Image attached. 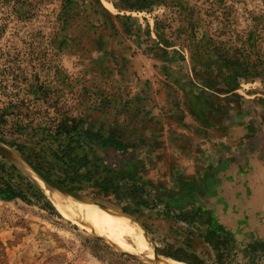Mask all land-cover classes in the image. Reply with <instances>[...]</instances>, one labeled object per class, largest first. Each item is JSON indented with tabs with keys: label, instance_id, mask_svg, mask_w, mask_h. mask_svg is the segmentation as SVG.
Returning a JSON list of instances; mask_svg holds the SVG:
<instances>
[{
	"label": "rangeland",
	"instance_id": "1",
	"mask_svg": "<svg viewBox=\"0 0 264 264\" xmlns=\"http://www.w3.org/2000/svg\"><path fill=\"white\" fill-rule=\"evenodd\" d=\"M167 1L147 12L124 0H0V100L113 133L121 147L73 144L87 159L79 190L56 182L64 166L48 149L58 172H39L130 221L141 253L264 264V0ZM15 166L41 198L0 197V264H147Z\"/></svg>",
	"mask_w": 264,
	"mask_h": 264
},
{
	"label": "trees",
	"instance_id": "2",
	"mask_svg": "<svg viewBox=\"0 0 264 264\" xmlns=\"http://www.w3.org/2000/svg\"><path fill=\"white\" fill-rule=\"evenodd\" d=\"M124 2L125 7L129 10L147 12H150L155 6L168 7L170 4L167 0H124ZM171 2V4L177 5L174 0ZM179 15L181 14L179 13ZM154 23L155 31L160 37L163 36L164 31L158 29L161 21L156 18ZM148 36L150 35L148 34ZM153 46L159 53L165 54L166 51L159 45L153 44ZM222 59L224 63L231 62L229 58L222 57ZM0 72L3 75L5 69L0 70ZM31 104V101L24 99L5 102L0 100V143L9 146L31 165L33 164L38 170L51 176L52 171H58L49 165L43 157L44 150L48 149L51 155L60 160L64 166L63 171L59 169L62 176H59L56 182L71 191L81 188L85 177L84 173H88L87 171L82 172L87 159L73 154L75 148L73 144L83 145L98 140L103 147L107 145L121 147V143L114 139L112 132L109 133L108 137H103L90 130L82 129L79 122L73 117L50 116L48 108L33 109L34 106ZM8 122L9 125L7 126ZM61 135H68L66 143L59 140ZM100 190L106 194L108 192L107 185L100 186ZM38 194L39 192L34 189L29 181L25 180L14 164L8 163L0 157V197L2 199L28 201V196H33L36 199L41 198ZM45 203L47 207L52 208L48 201ZM255 244L264 247V242Z\"/></svg>",
	"mask_w": 264,
	"mask_h": 264
},
{
	"label": "bare ground",
	"instance_id": "3",
	"mask_svg": "<svg viewBox=\"0 0 264 264\" xmlns=\"http://www.w3.org/2000/svg\"><path fill=\"white\" fill-rule=\"evenodd\" d=\"M0 154L17 165L33 182L40 185L48 193L54 205L66 216L80 224L89 226L93 230L97 229L99 234L116 251L135 257L147 264H183L169 257L160 255L147 256L141 253L144 250L141 234L133 228L130 221L120 218L108 209L74 197L59 186L57 188L51 186L49 184L50 181L35 167L2 144H0ZM97 224L103 226L105 231L99 230Z\"/></svg>",
	"mask_w": 264,
	"mask_h": 264
},
{
	"label": "water",
	"instance_id": "4",
	"mask_svg": "<svg viewBox=\"0 0 264 264\" xmlns=\"http://www.w3.org/2000/svg\"><path fill=\"white\" fill-rule=\"evenodd\" d=\"M36 168V167H35ZM37 169V168H36ZM38 170V169H37ZM39 171V170H38ZM42 174V173H41ZM43 175V174H42Z\"/></svg>",
	"mask_w": 264,
	"mask_h": 264
}]
</instances>
